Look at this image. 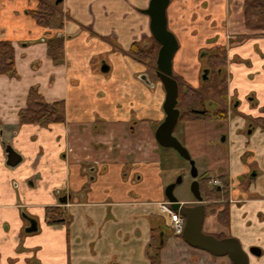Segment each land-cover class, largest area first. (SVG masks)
<instances>
[{"label": "crops", "instance_id": "obj_1", "mask_svg": "<svg viewBox=\"0 0 264 264\" xmlns=\"http://www.w3.org/2000/svg\"><path fill=\"white\" fill-rule=\"evenodd\" d=\"M39 1L0 0V41L13 45L18 75L0 76V264H154L155 223L160 264H231L175 236L160 208L173 183L155 138L166 93L161 83L145 82L147 65L130 53L135 43L152 46L142 13L150 0H76L91 4L93 22L67 17L49 27L29 14ZM244 2L171 0L167 15L179 42L173 71L189 85L195 58L185 52L210 38L226 50L227 119L186 122L179 132L203 179L229 185L227 216H218L223 206L210 212L204 231L263 255L264 31L246 28ZM60 36L58 62L49 41ZM34 87L48 104L65 102L64 124L19 122ZM246 178L251 194L240 187ZM49 208L64 221L49 223ZM24 216L37 232L26 233Z\"/></svg>", "mask_w": 264, "mask_h": 264}, {"label": "water", "instance_id": "obj_2", "mask_svg": "<svg viewBox=\"0 0 264 264\" xmlns=\"http://www.w3.org/2000/svg\"><path fill=\"white\" fill-rule=\"evenodd\" d=\"M63 0H56L59 5ZM171 0H150L147 9L142 13L150 19V31L155 42L160 46L156 61L157 75L160 78L165 92L166 99L163 105L165 119L155 132V137L159 145L164 148L175 150L178 155L186 160L191 166V176L194 182L191 185V192L200 202V184L197 181L198 170L195 161L192 159L188 149L174 136V130L178 124L180 110L177 108L179 97V84L173 77V60L179 49V42L175 34L168 27V8ZM207 72V71H206ZM144 80L145 78L142 77ZM15 165V158L11 163ZM183 178L179 177L175 183L167 186L165 193L171 208L179 211L186 219L183 239L191 247L209 252L215 257L228 256L232 264H249L250 254L260 256L259 249L252 248L248 253L236 238L218 239L215 236L203 232V222L205 207L203 205L190 207L182 204L174 194L175 188L182 183ZM30 226L26 229L27 234L35 233L39 230L38 224L33 219H28Z\"/></svg>", "mask_w": 264, "mask_h": 264}, {"label": "trees", "instance_id": "obj_3", "mask_svg": "<svg viewBox=\"0 0 264 264\" xmlns=\"http://www.w3.org/2000/svg\"><path fill=\"white\" fill-rule=\"evenodd\" d=\"M36 23L42 27H49L51 20L55 16V12L46 1H42L38 9L29 12ZM244 16L245 26L250 31H264V0H245L244 2ZM153 45L150 48H141V45L135 43L130 53L136 57L138 61L150 67H156V60L160 46L151 37ZM51 47L52 57L58 61H62L64 52L63 36L56 37L54 40L49 41ZM208 59V67L210 71H218L222 80L219 84L209 86L208 88L197 91L189 86L183 84L180 95L178 107L199 104L200 111H189L182 113L179 122L185 121H212V120H225L227 118L226 111L212 112L209 109L211 102L207 101V97H226V80L222 77V73L226 66V50L217 54L204 53L203 58ZM210 72V73H211ZM0 76L18 77L15 67V50L10 41H0ZM207 81L210 80L206 78ZM66 121V105L64 101L48 104L44 102L41 94L36 87L29 91L27 104L24 109L19 112V122L21 124H35L47 126L50 124H64ZM264 123V121H263ZM211 200H221L223 197L228 198L227 192L219 190L212 191L208 194ZM49 223L63 222V216L58 208H49L48 215ZM58 218V220H55Z\"/></svg>", "mask_w": 264, "mask_h": 264}, {"label": "rangeland", "instance_id": "obj_4", "mask_svg": "<svg viewBox=\"0 0 264 264\" xmlns=\"http://www.w3.org/2000/svg\"><path fill=\"white\" fill-rule=\"evenodd\" d=\"M67 2H69V3H66V0H65L64 4L57 8L56 15H55L54 19L52 20L53 25L54 24L56 25L60 21L63 22L65 19L67 20V17L69 19H71L72 21L77 22L78 20L75 19V17H79V16H81L79 21H82V23H84V24L89 23V22H93L94 17L92 15H90V14H92L90 9H86V7L91 8L90 3H87L86 5H81V3L76 2V0H69V1L67 0ZM77 7H79V9H81V12L75 13L74 10ZM143 16H146V15H143ZM169 29L171 30V28H169ZM214 40H215L214 38H210V40H208L209 42L207 44L204 43L198 49L195 47L193 48V46H192L190 51L188 50V52H185L186 54H184L185 56L190 57L191 50L193 52L191 59H192V57H194L195 60L192 59L193 62L190 63V68L192 69L191 73L193 76L192 77L193 80L190 81V85L193 89H195L197 91H202V90L208 88L209 86L215 85L217 83L219 84V82L222 80L221 76H219V74H218V71H215V72L212 71L210 73V76H209L210 80L209 81L203 79L204 70L208 68V59L206 57L203 58L204 53L206 52V53H210V54H217V53L222 54V51L224 50L223 46L216 47V44H215L216 42ZM150 41L153 45L152 39H150ZM20 44L23 47L26 45L25 42L24 43L20 42ZM141 48L145 51V48L143 46H141ZM178 57H179V50H178V52H176L175 59H177ZM148 70H149V67H148L147 71ZM150 71L153 75L152 76L153 80H155L156 78L154 77V68L151 67ZM123 97H124V95H123ZM115 99L117 101L121 100L122 95L116 96ZM216 104H215V106H213L212 109H214V110L219 109V107L216 106ZM188 109H200V108L198 106L182 107L181 111L186 112ZM181 126L183 127V125H181ZM179 127H180V124L177 125L176 130L174 132V136L177 139H179V141L183 145H185L184 139L179 134ZM162 154H163V159H162L163 165H165V167L173 169V178H172L173 182H176L178 175L183 176V174H185L183 182L181 184H178L175 188V191H174L175 196L177 197V199L187 200V201L192 202L191 205H196L197 203L193 200V195L191 192L192 183H190L191 176L189 174V168H190L189 163L186 160H184L183 158H181L178 155V153L173 149L163 148ZM196 167H197V169L198 168L200 169V167H198L197 164H196ZM203 178H204V175L201 174V172H200L199 179H197V180L200 182L201 180H203ZM205 181L207 183V180H205ZM240 187L246 193H249V194L253 193V191L251 189L252 186L250 185L248 178H246V180L243 183H241ZM208 188L213 189L212 186H208ZM202 190H203V187H202ZM154 226L156 229V238L154 241L155 245L152 246L149 249V251L152 255L151 259L154 262V264H160L158 247L161 243L162 235H161V229H159L158 223H155ZM251 248H257V247H251ZM252 261L253 262L254 261L264 262V254L261 256H254Z\"/></svg>", "mask_w": 264, "mask_h": 264}, {"label": "flooded vegetation", "instance_id": "obj_5", "mask_svg": "<svg viewBox=\"0 0 264 264\" xmlns=\"http://www.w3.org/2000/svg\"><path fill=\"white\" fill-rule=\"evenodd\" d=\"M42 1H46V3L50 6V7H52L53 8V10H54V12H55V15H56V12H57V8L59 7V6H62L63 5V2H64V0H63V2L61 3V4H59V5H56V0H40L39 1V4L42 2ZM39 4H38V6H39ZM37 9H38V7H37ZM36 9V10H37ZM35 11V10H34ZM55 17V16H54ZM54 19V18H53ZM52 19V20H53ZM52 20H51V22H50V24L52 23ZM241 41V40H240ZM160 49V48H159ZM159 52V51H158ZM157 57H158V55H157ZM204 57V56H203ZM157 61V60H156ZM147 67H149V70L146 72V74L143 76L144 78H145V82H148V84L151 86V87H153V85H152V82L153 81H157V82H159V83H161L162 84V82H161V80H160V78L158 77V75H157V66L154 68V77L156 78L155 80H153V75H152V73H151V71H150V66H147ZM207 71V72H206ZM210 69H209V67L207 68V69H205L204 70V74H203V79L204 80H206V78H209V76H210ZM222 75V77L226 80V97H216V98H211V97H207V101H209V102H211L210 103V105H209V109L212 111V112H214V113H216V112H219V111H226V113H227V117H228V112H229V110H232V108H233V103L227 98V85H228V83H227V77H225V70L223 71V73L221 74ZM173 77L177 80V82H178V84H179V95H180V87H181V90H182V86H183V84L185 85V86H189L190 88H192L191 87V85H189L188 83H186L182 78H180V77H178V76H176L175 74H174V71H173ZM162 86H163V84H162ZM164 87V86H163ZM193 89V88H192ZM165 90V89H164ZM195 90V89H194ZM166 93V92H165ZM178 103H179V97H178ZM217 103V104H216ZM26 104H27V102H26ZM215 104H216V106H218L219 107V109L218 110H214V109H212L213 108V106H215ZM192 106H198L200 109H188L186 112H189V111H200L201 110V106L199 105V104H193V105H186V106H182V107H192ZM182 107H178V105H177V108L180 110V116H181V114L182 113H185V112H183V111H181V108ZM227 119V118H226ZM179 120H180V117H179ZM213 121V120H212ZM215 121V120H214ZM217 121V120H216ZM219 121V120H218ZM220 121H223V120H220ZM219 121V122H220ZM186 122H191V121H185V122H179L178 121V124H180V127H179V132H180V129H181V125H184ZM198 122H206V121H198ZM177 124V125H178ZM161 125V123L157 126V128L159 127ZM177 127V126H176ZM157 128H156V130H157ZM252 128L250 127L249 128V130H251ZM175 130H176V128H175ZM175 130H174V132H175ZM156 132V131H155ZM180 134V133H179ZM156 138V137H155ZM179 140V139H178ZM158 143V142H157ZM158 145H159V143H158ZM185 146V145H184ZM186 147V146H185ZM164 147H161V145H159V149H160V151H161V149H163ZM187 148V147H186ZM188 149V148H187ZM189 151V150H188ZM190 153V152H189ZM191 155V154H190ZM190 165V164H189ZM195 165H196V162H195ZM197 168V167H196ZM198 170V177H197V179H199V174H200V172H199V169H197ZM189 174H190V176H191V166H190V168H189ZM184 176H185V174H183V176L182 175H178V178L179 177H182L183 179H184ZM177 178V179H178ZM194 178H192V176H191V181H190V183H193L194 182ZM205 180H207V183H206V181ZM177 181V180H176ZM198 181V180H197ZM182 182H183V180H182ZM199 182V181H198ZM173 183H175V182H173ZM181 184V183H180ZM199 184H200V191H201V196L203 197V202L202 203H200L195 197H194V195H193V200L197 203L196 205H191L192 204V202H190V204H184V205H187V206H190V207H196V206H200V205H203L204 207H205V216H204V222H205V218L208 216V214L210 213V212H213V213H215L216 212V210L218 209V207H224V211H222L218 216L220 217V218H222V216L223 215H225V216H227V204H226V202L225 201H227L229 198H222L221 200H211L209 197H208V194L210 193V192H212V191H217V190H219V191H221V192H227V193H229V185H228V183H225V182H223L222 181V179H218V178H209V179H203V180H201L200 182H199ZM208 186H212L213 187V189H210V188H208ZM202 187H203V190H202ZM179 200V199H178ZM182 203V202H181ZM183 204V203H182ZM162 206H168L171 210H173L172 208H171V205H170V203L169 202H166V203H162V204H160V208H161V210H162ZM174 211V210H173ZM162 212L164 213V214H166L163 210H162ZM174 212H176V213H178L183 219H184V222L186 223V219H185V217L179 212V211H174ZM167 215V214H166ZM168 216V215H167ZM225 216H223V218L225 217ZM169 217V216H168ZM24 218L25 219H29V218H27V217H25L24 216ZM29 221V220H28ZM204 222H203V232L205 233V234H208V233H206L205 231H204ZM29 226H30V222H29ZM28 226V227H29ZM184 227H185V225H184ZM170 228L172 229V227H171V224H170ZM183 231H184V229H183ZM172 232H173V234L175 235V236H177V237H180V238H182L183 239V232H182V234H176L175 232H174V230L172 229ZM33 234V233H32ZM208 235H212V234H208ZM212 236H215V235H212ZM216 238H218V239H225V238H234V237H223V236H215ZM155 238H156V233H155V235H154V240H153V246L155 245V243H154V241H155ZM237 239V238H236ZM184 240V239H183ZM161 241H163V237H162V240ZM184 242H185V240H184ZM186 243V242H185ZM187 244V243H186ZM187 245H189V244H187ZM162 246H163V243L161 242L160 243V245H159V247H158V252H160V250L162 249ZM190 246V245H189ZM243 246V245H242ZM191 247V246H190ZM192 248H194V247H192ZM244 248V247H243ZM195 249H197V248H195ZM245 249V248H244ZM252 248H249L248 250H246L248 253L250 252V250H251ZM256 249H258V248H256ZM198 250H200V249H198ZM260 250V249H259ZM202 251H204V250H202ZM205 252H207V251H205ZM260 252H261V250H260ZM207 253H209V252H207ZM210 254V253H209ZM212 255V254H211ZM213 256V255H212ZM250 256V259H251V257H254V256H257V255H253V254H250L249 255ZM261 256V255H260ZM215 257V256H214ZM224 257H227V258H229L228 256H224ZM224 257H217V258H224ZM229 260H230V258H229ZM231 261V260H230ZM231 264H232V262H231ZM250 264V263H249Z\"/></svg>", "mask_w": 264, "mask_h": 264}, {"label": "built area", "instance_id": "obj_6", "mask_svg": "<svg viewBox=\"0 0 264 264\" xmlns=\"http://www.w3.org/2000/svg\"><path fill=\"white\" fill-rule=\"evenodd\" d=\"M162 210L169 216L170 224L174 232L179 235L182 234L185 225L184 219L168 206H162Z\"/></svg>", "mask_w": 264, "mask_h": 264}]
</instances>
